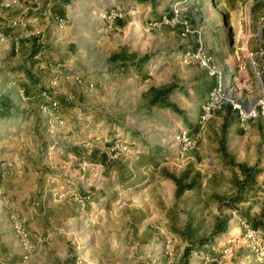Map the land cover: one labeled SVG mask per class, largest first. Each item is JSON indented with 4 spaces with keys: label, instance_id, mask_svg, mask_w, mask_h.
<instances>
[{
    "label": "rangeland",
    "instance_id": "1",
    "mask_svg": "<svg viewBox=\"0 0 264 264\" xmlns=\"http://www.w3.org/2000/svg\"><path fill=\"white\" fill-rule=\"evenodd\" d=\"M66 1L63 17L51 9L54 0H20L5 9L19 19L16 34L41 30L36 49L42 53L29 64L0 66V90L6 87L15 99L13 108L0 110V264H264L263 120L241 122L236 113L224 130L217 114L223 106L198 147L181 158L173 135L180 126L196 131L214 77L205 97L199 89L202 101L188 127L182 114L147 105L153 84L207 81L198 63L179 61L182 51L201 44L221 67L242 49L253 50L264 0H183L182 16L200 32L186 36L172 12L180 0ZM106 9L119 15L102 19ZM8 35L17 44L18 37ZM121 50L129 59L149 53L150 60L141 68L110 62ZM27 65L37 73L27 78L32 95L40 90L23 100L6 85ZM42 91L59 101L56 114L40 109L49 104ZM225 137L234 150L245 141L242 162L258 171L235 208L220 203L242 178L232 164L236 155L220 146ZM138 154L135 161L129 157ZM168 173L192 187L177 196ZM226 217L227 230L215 233Z\"/></svg>",
    "mask_w": 264,
    "mask_h": 264
},
{
    "label": "built area",
    "instance_id": "2",
    "mask_svg": "<svg viewBox=\"0 0 264 264\" xmlns=\"http://www.w3.org/2000/svg\"><path fill=\"white\" fill-rule=\"evenodd\" d=\"M183 0L177 1L172 7V12L177 18V23L181 25V35L186 36L193 32L199 34L198 30L191 28L188 20L182 17ZM20 0L0 1V6H16ZM51 14V13H50ZM119 14L113 9H106L99 13V16L105 20H114ZM62 21L61 19H58ZM261 31L264 32V19H261ZM200 35V34H199ZM7 40V37L0 32V42ZM179 61L182 63L196 62L204 68L209 76L216 78L215 84L209 92L207 99L201 105V112L196 121L197 129L190 133L188 128L181 127L173 135L176 148V156L184 158L192 149L198 147L202 136L207 129V124L213 117L215 111L220 110L224 105L230 104L236 111L241 122L254 121L261 118L264 122V48L259 47L255 50L240 51L236 56V76L243 83L246 95H239L235 92V85L231 81H225L224 69L213 63L212 57L206 53L200 44L195 50H184L179 54ZM252 69L255 76V86L248 79L249 70ZM80 82V79H78ZM255 91L254 95L250 96ZM21 93L24 92L20 90ZM23 94V93H22ZM42 95L49 100L48 105L41 104L39 107L42 111L51 116L56 114L59 109V101L55 97H50L46 91ZM114 147L111 149V151Z\"/></svg>",
    "mask_w": 264,
    "mask_h": 264
},
{
    "label": "crops",
    "instance_id": "3",
    "mask_svg": "<svg viewBox=\"0 0 264 264\" xmlns=\"http://www.w3.org/2000/svg\"><path fill=\"white\" fill-rule=\"evenodd\" d=\"M1 1H7V0H1ZM67 5H65V6H67ZM11 7L13 8L15 6H6V5L0 6V32H2L7 38L9 37L8 34H13V36L18 37L19 40H18L17 44H15V45L9 39H7L4 42H0V62L3 63V65H0V66H4L5 63H9V62L11 64H18V65L21 64V63L25 64V62L26 63L28 62V64H29V61L33 62L34 61L33 59L36 58L39 53H42V52H36L34 55H30L32 49L34 47L36 48L37 45L39 44V38L36 39L35 42H34V38L40 36V34L38 32H41V30L40 29H34L33 31H25V32L23 31V32H21L22 34H19V35L16 34L17 29L20 28L19 25H18L19 19L17 17L8 16L7 15L8 14V12H7L8 10H5V9H7V8L9 9ZM182 11H183V8H182ZM250 12L251 11L249 10L248 14H250ZM181 15H182V12H181ZM36 19L37 18L33 17V21L36 20ZM178 25H180V24H178ZM180 30H181V25H180ZM263 34H264V32L261 31V29H260V31H257V37H258L259 42L256 44V46H255V48L253 50H255V49L259 48V47H263L264 48V36H263ZM8 47L10 48L9 49L10 52L11 51L14 52V56H10L9 51L5 50ZM247 49L248 48H246V50ZM19 50L22 51V52L27 51V53L26 54H19V53H17ZM244 50L245 49H242L241 51H244ZM248 50H250V49H248ZM28 56H29V58L26 59ZM5 57H6V59H5ZM11 59L13 61H11ZM40 59H41V57H40ZM225 61L228 62L227 63L228 65L226 66L225 65L226 63L223 62L224 64H223V66H221L224 69V79H225V81H231L235 85L236 94L246 95L241 79L236 76V72H235L236 59L234 60L232 58H229V59H227ZM37 64H39V63H37ZM29 66L30 65H27L24 68H22L21 72H17L15 74H12L11 76L17 77L18 79H14L13 78L11 80V82H8L7 85H6L7 87L8 86H13V88L15 90L17 89V95L20 96V98L23 99V100H28V99L34 98L36 95H38V92L40 90V89H38L37 92H35L32 95V93H33L32 91L33 90L31 89V86H30L27 78H29V73H30V76H32V78H35L37 76V73L34 71V69H30ZM41 66H43V65H40V67ZM158 66L159 65L157 63L153 64V68L148 73L151 74V76H154L152 72L155 71L157 73L158 72ZM4 77H5V75H3L0 72V81ZM211 77H214V76H211ZM196 79H199V78L196 77L195 80H193V79L189 80V82H188L189 84H186V85H185V81H183V80H181V81L178 80L177 82L174 81V82L177 83V85L170 92V94L168 96V100L171 101V102H174L177 105V107L182 110V113H181L183 115L182 119H183L184 123L186 124L185 125L186 127L190 126L191 125L190 122L193 120L191 118L192 111L195 110L197 106H200V103L202 101V99H198V91H199V89L201 91L200 95H204V97H205V95H206L205 91H207L209 89L210 82H213L212 80H210L211 79L210 76L206 75L204 80H207V81H203V83H201L203 86L202 85L199 86L198 82H201L202 79H200L199 81L196 80ZM214 79L216 81L215 77H214ZM248 79L251 81V84H253V83L255 84V76H254V73H253L252 69L249 70ZM172 81H173V79L170 78L168 80H164V81L160 82L159 84H153V85L155 87L156 86L159 87V86L167 85V84L171 83ZM215 81H214L212 87L214 86ZM16 85H22L23 86L24 95H20L19 94L18 86H16ZM253 86H255V85H253ZM255 91H256V89L253 92L255 93ZM173 92L176 93L175 96H177V97H174V98H177V103L172 98V95H173L172 93ZM253 92H252V95H254ZM66 96L67 97H65V98H68L69 94H67ZM0 99L2 100V104H3V106H1L2 104H0V110H2L1 108H3V109H6V108L11 109V108L14 107L12 105H15V99H13L12 95L10 94L8 89H6V87H4V89L0 90ZM10 105H11V107H10ZM217 114L219 115L218 118L221 119V121L219 123V126L222 129H224V130L228 129L229 126L232 125L233 122L235 121V118H233L232 115L233 114L236 115V111L233 110L232 108L228 109L225 105H224V107H223V109L221 111L217 112ZM193 124H192V126H193ZM180 128H181V126H180ZM237 137L243 138L245 136L237 135ZM226 138L227 137H225L224 139H222V138L220 139V140H223L222 144L225 147V151L227 153H229V154L231 153L232 155H236V161L234 160L235 162H237V161L238 162H242L244 160L243 158H244L246 152L249 151L246 148V146H245V141L241 140L242 144L241 145L238 144V149L234 150L233 146H232V141L228 140V139L226 140ZM250 151H251V149H250ZM140 156L141 155L138 154V155H134L133 158H132V156H129V157L133 161H135ZM146 157L149 158L151 161H153L155 156H154L153 153H149V154L146 155ZM162 163L166 164V166L169 169H171V167L169 165H167V164H171V161H164ZM252 163L250 162L249 164H252ZM160 165H162V164H160ZM147 167L154 169L153 166H151V167L147 166ZM126 170H128V169L126 168ZM175 188H176V186L174 187V193H175Z\"/></svg>",
    "mask_w": 264,
    "mask_h": 264
},
{
    "label": "trees",
    "instance_id": "4",
    "mask_svg": "<svg viewBox=\"0 0 264 264\" xmlns=\"http://www.w3.org/2000/svg\"><path fill=\"white\" fill-rule=\"evenodd\" d=\"M137 2H147L150 0H135ZM67 4L66 0H54L53 5L51 6V9L54 10V12L59 16V17H63L65 15V9H64V5ZM117 23L122 25V21L120 20V18L116 19ZM36 40V38H34ZM37 52V49L34 47L31 51L30 55H34ZM131 59H129L125 53V51H118V52H114L109 56V60L110 62L113 63H119V64H126L127 61L129 60V62L135 66H137L138 68H141L144 64H146L149 60H150V54L149 53H144L138 57H135V55H130ZM29 73V72H28ZM29 77L30 73H29ZM176 87V85L174 84V82H171L167 85H163L160 87H149L147 89V93H149V99L147 100V105L148 106H157L160 108H169L171 110H173L176 113L181 114L182 110L179 109L177 107V105L174 102H171L168 100V96L170 94V92ZM228 109L232 108L230 104H226L225 105ZM223 144L220 143V146H222ZM101 161L102 162H106V155L102 154L101 156ZM232 164L233 166H235L236 168H238V170L240 171L242 178L241 179H237L236 180V189L234 191V193L232 195H230L226 200H221L220 203L224 204L225 206H227V208H235V205L237 204V202H239L240 200L243 199V194L244 192L251 186L254 184L255 179H256V175L258 173L257 169H256V165H248L244 162H235L232 160ZM167 177L172 179V181L175 183V194L177 196H179L185 189H189L192 187L191 183H183V176H178L176 177L174 174L172 173H168ZM254 226V223H253ZM228 227V220L227 217L224 218L223 220H219L215 227V233H220V232H224L227 230ZM189 248L188 246L185 247V252H188Z\"/></svg>",
    "mask_w": 264,
    "mask_h": 264
}]
</instances>
